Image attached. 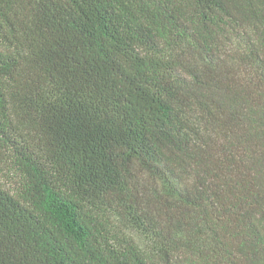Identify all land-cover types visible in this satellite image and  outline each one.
<instances>
[{
	"label": "trees",
	"instance_id": "trees-1",
	"mask_svg": "<svg viewBox=\"0 0 264 264\" xmlns=\"http://www.w3.org/2000/svg\"><path fill=\"white\" fill-rule=\"evenodd\" d=\"M0 264H264V0H0Z\"/></svg>",
	"mask_w": 264,
	"mask_h": 264
}]
</instances>
